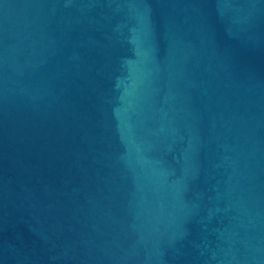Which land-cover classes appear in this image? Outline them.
Segmentation results:
<instances>
[{"label": "water", "instance_id": "water-1", "mask_svg": "<svg viewBox=\"0 0 264 264\" xmlns=\"http://www.w3.org/2000/svg\"><path fill=\"white\" fill-rule=\"evenodd\" d=\"M0 264H264V0H0Z\"/></svg>", "mask_w": 264, "mask_h": 264}]
</instances>
